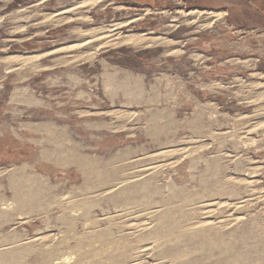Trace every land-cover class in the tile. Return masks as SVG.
<instances>
[{"label": "rangeland", "instance_id": "374dc122", "mask_svg": "<svg viewBox=\"0 0 264 264\" xmlns=\"http://www.w3.org/2000/svg\"><path fill=\"white\" fill-rule=\"evenodd\" d=\"M0 264H264V0H0Z\"/></svg>", "mask_w": 264, "mask_h": 264}, {"label": "bare ground", "instance_id": "6f19581e", "mask_svg": "<svg viewBox=\"0 0 264 264\" xmlns=\"http://www.w3.org/2000/svg\"><path fill=\"white\" fill-rule=\"evenodd\" d=\"M83 8V7H82ZM63 13V12H62ZM209 15V14H208ZM48 17V16H47ZM216 17H218V16H215L214 18H216ZM51 18V17H50ZM49 18V19H50ZM219 18V17H218ZM45 19H47V18H45ZM43 20V19H42ZM51 21V20H50ZM53 21V20H52ZM51 21V22H52ZM55 22V21H54ZM53 26V25H52ZM160 41H162V40H160ZM158 39H151L149 42H146V41H144V42H142V41H139L138 43H140V47H142V46H144V45H155V44H158L159 42H160ZM164 42V41H163ZM162 42V43H163ZM166 42V41H165ZM122 43H124V44H127V45H131V46H134V42H132V41H129V40H125V39H122V40H118V42L117 43H115V45H121ZM161 43V42H160ZM164 44V43H163ZM140 47H138V48H140ZM14 60V59H13ZM7 61V60H6ZM13 62V61H12ZM7 63V62H6ZM8 64V63H7ZM2 78V77H1ZM257 88V87H256ZM84 165V164H83ZM84 168V167H83ZM21 199V198H20Z\"/></svg>", "mask_w": 264, "mask_h": 264}]
</instances>
